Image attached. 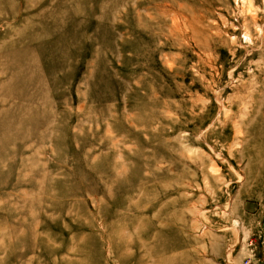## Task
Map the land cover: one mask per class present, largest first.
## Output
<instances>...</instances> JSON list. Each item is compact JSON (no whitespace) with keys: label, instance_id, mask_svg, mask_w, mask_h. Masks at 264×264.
Returning a JSON list of instances; mask_svg holds the SVG:
<instances>
[{"label":"rangeland","instance_id":"374dc122","mask_svg":"<svg viewBox=\"0 0 264 264\" xmlns=\"http://www.w3.org/2000/svg\"><path fill=\"white\" fill-rule=\"evenodd\" d=\"M0 264H264V0H0Z\"/></svg>","mask_w":264,"mask_h":264}]
</instances>
